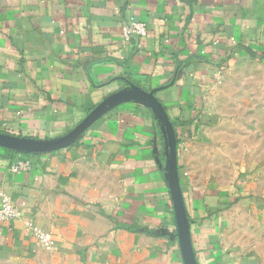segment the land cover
Returning <instances> with one entry per match:
<instances>
[{
	"label": "crops",
	"instance_id": "0c3cea01",
	"mask_svg": "<svg viewBox=\"0 0 264 264\" xmlns=\"http://www.w3.org/2000/svg\"><path fill=\"white\" fill-rule=\"evenodd\" d=\"M129 17L144 38L124 40ZM241 68L264 91V0H0V133L56 139L120 90L154 91L175 130L198 264H264V195L197 165L224 76ZM18 160L31 169L12 173ZM165 173L162 132L141 104L54 153L0 149V208L22 213L0 223V264H183Z\"/></svg>",
	"mask_w": 264,
	"mask_h": 264
},
{
	"label": "rangeland",
	"instance_id": "374dc122",
	"mask_svg": "<svg viewBox=\"0 0 264 264\" xmlns=\"http://www.w3.org/2000/svg\"><path fill=\"white\" fill-rule=\"evenodd\" d=\"M248 73L241 68L224 76L202 144L207 162L197 165L210 180L231 185L239 193L264 195V91L249 84Z\"/></svg>",
	"mask_w": 264,
	"mask_h": 264
},
{
	"label": "water",
	"instance_id": "95a60500",
	"mask_svg": "<svg viewBox=\"0 0 264 264\" xmlns=\"http://www.w3.org/2000/svg\"><path fill=\"white\" fill-rule=\"evenodd\" d=\"M145 105L158 123L165 142V182L170 194L176 238L183 264H198L195 258L188 216L178 175L177 141L175 130L154 91L146 92L129 86L108 97L95 106L70 132L52 140H38L0 133V149L23 155H45L74 145L96 122L115 108L127 104Z\"/></svg>",
	"mask_w": 264,
	"mask_h": 264
},
{
	"label": "built area",
	"instance_id": "2783aa9c",
	"mask_svg": "<svg viewBox=\"0 0 264 264\" xmlns=\"http://www.w3.org/2000/svg\"><path fill=\"white\" fill-rule=\"evenodd\" d=\"M123 38L128 41L131 38L142 39L146 36L145 24L135 20L134 17H129L122 26ZM31 169V165L28 161L18 160L12 165L10 171L12 173L28 172ZM4 205L0 208V223H8L10 221L18 220L21 218L22 213L15 206L8 203V200H4ZM35 239L46 250L53 248V242L49 234L42 230L32 228Z\"/></svg>",
	"mask_w": 264,
	"mask_h": 264
}]
</instances>
